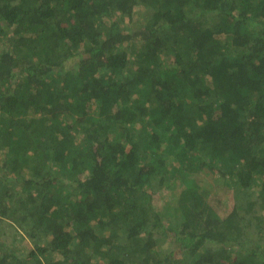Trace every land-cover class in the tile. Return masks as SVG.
Returning a JSON list of instances; mask_svg holds the SVG:
<instances>
[{"label": "trees", "instance_id": "16d2710c", "mask_svg": "<svg viewBox=\"0 0 264 264\" xmlns=\"http://www.w3.org/2000/svg\"><path fill=\"white\" fill-rule=\"evenodd\" d=\"M0 264H264V0H0Z\"/></svg>", "mask_w": 264, "mask_h": 264}, {"label": "rangeland", "instance_id": "374dc122", "mask_svg": "<svg viewBox=\"0 0 264 264\" xmlns=\"http://www.w3.org/2000/svg\"><path fill=\"white\" fill-rule=\"evenodd\" d=\"M164 180V184H166V185H168L169 183H171L172 182V180L171 179H173V177L172 178H169L168 180H166L165 178H163ZM206 180H208L207 178H206ZM200 182H201V180H199ZM224 195H226L227 197H228V199H229V201L230 202H232V195L228 192H226V194H224ZM158 197L160 198L159 199V201L161 202V205L162 204H164V201L166 200V197L167 196H163V195H158ZM21 229V228H20ZM21 231V230H20ZM19 240H21V243L24 245V247L25 248H28V247H30L31 246V244L29 243V241H27V239H26V237L25 236H18L17 237ZM28 246V247H27ZM105 255H101V256H99V255H97V258L99 259V260H103V258L105 259Z\"/></svg>", "mask_w": 264, "mask_h": 264}]
</instances>
